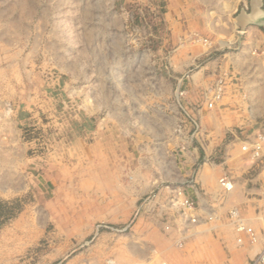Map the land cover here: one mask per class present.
Masks as SVG:
<instances>
[{
    "label": "rangeland",
    "instance_id": "rangeland-1",
    "mask_svg": "<svg viewBox=\"0 0 264 264\" xmlns=\"http://www.w3.org/2000/svg\"><path fill=\"white\" fill-rule=\"evenodd\" d=\"M162 7L0 0V264H240L173 191Z\"/></svg>",
    "mask_w": 264,
    "mask_h": 264
},
{
    "label": "crops",
    "instance_id": "crops-1",
    "mask_svg": "<svg viewBox=\"0 0 264 264\" xmlns=\"http://www.w3.org/2000/svg\"><path fill=\"white\" fill-rule=\"evenodd\" d=\"M160 1L163 7L157 14L163 24L156 63L165 65L161 76L171 84L161 104L165 112L183 113L174 119L175 125L180 120L184 127L180 137L170 130L161 138L167 150L177 153L173 154L177 172L173 191L181 189L196 203L194 215L206 212L224 219L237 210L261 233L264 157L252 160L251 147L243 148L264 132V0L256 23L243 30L237 29L236 18L241 12L251 13V0ZM219 83L222 98L210 108ZM222 177L232 182L231 191L220 187ZM184 222L183 235L191 239L194 226L190 220ZM197 227H207L222 245L221 240H226L223 250L240 264H249L263 251L262 242L237 245L238 234L224 221ZM222 227L230 236L227 231L221 233ZM166 260L176 264L174 259Z\"/></svg>",
    "mask_w": 264,
    "mask_h": 264
},
{
    "label": "built area",
    "instance_id": "built-area-1",
    "mask_svg": "<svg viewBox=\"0 0 264 264\" xmlns=\"http://www.w3.org/2000/svg\"><path fill=\"white\" fill-rule=\"evenodd\" d=\"M223 95L222 83H219L213 91L212 101L209 103V107L212 108L216 101L221 100ZM251 147V159L259 160L264 157V132L259 133L254 140L248 142V145L244 146V150L247 147ZM220 187L225 191L229 192L233 189L232 182L227 177H222L219 179ZM176 196L181 197L183 191L181 189L176 190ZM184 199V198H183ZM177 200V199H176ZM178 201V200H177ZM182 204L188 209H192L194 204L188 199H184ZM230 220L234 226L235 232L238 234L237 242L239 245H256L262 242L264 245V228L261 233H258L253 227L249 226L244 218H242L237 210H233L229 214ZM211 219V217H210ZM249 264H264V247L263 251L255 258L249 261Z\"/></svg>",
    "mask_w": 264,
    "mask_h": 264
},
{
    "label": "water",
    "instance_id": "water-1",
    "mask_svg": "<svg viewBox=\"0 0 264 264\" xmlns=\"http://www.w3.org/2000/svg\"><path fill=\"white\" fill-rule=\"evenodd\" d=\"M252 2V10L249 15L245 12H241L240 15L236 18L237 29L243 30L248 24L256 23V16L259 14L262 1L261 0H251Z\"/></svg>",
    "mask_w": 264,
    "mask_h": 264
}]
</instances>
